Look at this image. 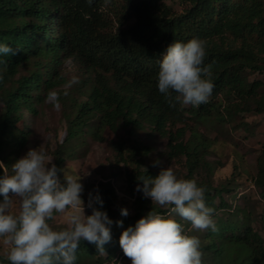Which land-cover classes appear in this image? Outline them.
Wrapping results in <instances>:
<instances>
[{
  "label": "trees",
  "instance_id": "trees-1",
  "mask_svg": "<svg viewBox=\"0 0 264 264\" xmlns=\"http://www.w3.org/2000/svg\"><path fill=\"white\" fill-rule=\"evenodd\" d=\"M180 2L182 9L176 11L166 0H0V44L15 52L0 54V67L7 64L0 81V177L5 169L11 171L30 141L24 111L38 114V102L64 82L61 67L71 58L88 73V83L83 97L73 99L66 112V134L55 151L57 168L63 169L67 148L75 141L87 136L104 140L107 128L151 127L167 138V158L184 159L185 179L206 188L205 202L214 209L216 231H189L187 222V233L201 242L202 264H264V236L252 224L249 210L225 199L223 192L229 189L213 184L214 168L207 159L213 142L199 129L214 119L264 113V0ZM192 38L206 41L204 64H212L214 88L208 102L198 107L179 102L170 107L157 87L159 61L169 45ZM150 151L140 141L129 149L120 144L121 158L135 163L125 171L134 212L121 216L124 207L114 181L99 180L92 194L99 193L103 207L95 206L113 221L108 225L112 239L104 254L81 241L76 264L117 260L122 231L152 210L166 212L136 191L138 184L143 187L137 177L154 178L161 171L143 167L139 156ZM257 168L253 180L264 198V145ZM200 170L206 174L198 179ZM61 175L58 171L59 179ZM120 220L122 227L116 224ZM119 253L124 255L122 249ZM0 264H10L1 252Z\"/></svg>",
  "mask_w": 264,
  "mask_h": 264
},
{
  "label": "clouds",
  "instance_id": "clouds-1",
  "mask_svg": "<svg viewBox=\"0 0 264 264\" xmlns=\"http://www.w3.org/2000/svg\"><path fill=\"white\" fill-rule=\"evenodd\" d=\"M110 0H105V4ZM91 4L92 0H88ZM0 54H15L13 48L0 44ZM206 41L192 38L175 41L167 47L159 61L157 87L164 94L170 107L177 102L198 107L207 103L212 94V64L205 65ZM7 72V64L0 67V81ZM78 77L64 86V96ZM173 93L175 95L173 96ZM46 103L60 110V93L50 90ZM53 158L41 147L30 149L18 159L11 171L4 170L0 177V238L7 246L10 264H76V251L81 241L94 244L104 254V245L112 239L111 225L99 193H89L88 207L91 215H85L81 199V177L58 169ZM0 165H3L0 163ZM51 165V167H49ZM146 170V169H145ZM58 171H63L65 183L61 184ZM147 171V170H146ZM136 191L150 198L153 205L165 209L164 214L150 211L135 226L122 231L119 245L131 264H202L203 253L198 237L189 235L180 220L191 225V230L216 231L212 218L214 209L205 202L206 188L195 179L180 178L172 167L162 169L156 177L140 176ZM95 205H99L100 208ZM66 227L55 230L49 221L54 214H65ZM129 215L127 208L121 216ZM123 226V221H116Z\"/></svg>",
  "mask_w": 264,
  "mask_h": 264
},
{
  "label": "rangeland",
  "instance_id": "rangeland-1",
  "mask_svg": "<svg viewBox=\"0 0 264 264\" xmlns=\"http://www.w3.org/2000/svg\"><path fill=\"white\" fill-rule=\"evenodd\" d=\"M166 2L176 11L182 9L180 0H166ZM61 72L65 79L55 90L60 93V110L57 111L51 104L46 103L45 95L37 104L39 110L37 115L32 116L27 110L24 111L25 125H29L31 136L19 159L23 158L30 149L41 147L53 158L52 163L55 162V151L66 134V112L70 110L73 99L83 97L82 92L88 83V73L71 58L64 60ZM73 76L78 77L79 82L68 88L69 94L64 96L66 90L64 86ZM254 76L258 75L253 74L251 77ZM81 84L84 86L80 92L78 88ZM2 107L0 100V112ZM199 129L213 142L207 155L214 168L213 184L217 187L226 186L229 189L223 192L225 199L229 203H236L238 207L249 210L252 224L264 236V198L253 180L258 170L257 158L264 145V113L237 114L227 121L214 119L206 124H199ZM104 135V140H95L92 136H87L84 141H75L66 152L67 160L63 170L81 177L80 183L83 185L81 199L84 202L85 215H90L91 212V208L88 207L89 193H93V186L103 178L114 181L119 192L120 204L127 208L128 212H134L133 198L127 189L125 171L135 166V163L127 164L121 158L119 153L121 143H124V148L128 149L136 141L148 145L151 147L150 153L139 156L143 160L144 168L153 167L160 171L172 167L178 177L185 178L187 168L184 159L167 158V138L153 131L151 127L147 126L142 130L120 129L116 132L107 128ZM205 174V171L200 170L197 174L198 179ZM61 181L65 182L63 171ZM71 211L69 209L65 214H54L55 218L49 221L50 225L55 230L66 227L67 217ZM181 223L184 224L187 232V222ZM120 249V247L116 249V254H119L117 260L95 264H131L129 258L119 253ZM0 252L7 256V246L3 243V238H0Z\"/></svg>",
  "mask_w": 264,
  "mask_h": 264
}]
</instances>
